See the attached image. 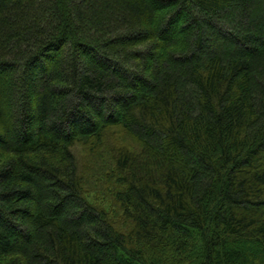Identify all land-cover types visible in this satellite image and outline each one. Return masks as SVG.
I'll return each mask as SVG.
<instances>
[{
  "label": "trees",
  "instance_id": "trees-1",
  "mask_svg": "<svg viewBox=\"0 0 264 264\" xmlns=\"http://www.w3.org/2000/svg\"><path fill=\"white\" fill-rule=\"evenodd\" d=\"M0 264H264V0H0Z\"/></svg>",
  "mask_w": 264,
  "mask_h": 264
},
{
  "label": "rangeland",
  "instance_id": "rangeland-1",
  "mask_svg": "<svg viewBox=\"0 0 264 264\" xmlns=\"http://www.w3.org/2000/svg\"><path fill=\"white\" fill-rule=\"evenodd\" d=\"M207 33L208 39H211ZM113 130L106 132L102 142L96 146L74 145L72 153L85 200L103 209L116 230L127 233L132 229V224L124 218L122 207L115 199V193L122 188L118 181L121 174L116 167L115 155L120 148L133 150L137 149V145L131 137L117 129Z\"/></svg>",
  "mask_w": 264,
  "mask_h": 264
}]
</instances>
